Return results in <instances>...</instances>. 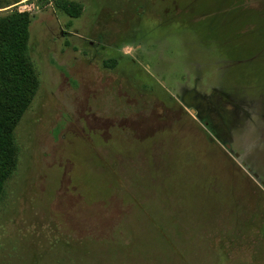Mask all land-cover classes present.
Instances as JSON below:
<instances>
[{
  "label": "rangeland",
  "instance_id": "374dc122",
  "mask_svg": "<svg viewBox=\"0 0 264 264\" xmlns=\"http://www.w3.org/2000/svg\"><path fill=\"white\" fill-rule=\"evenodd\" d=\"M14 13L39 88L0 264H264V0H0Z\"/></svg>",
  "mask_w": 264,
  "mask_h": 264
},
{
  "label": "trees",
  "instance_id": "16d2710c",
  "mask_svg": "<svg viewBox=\"0 0 264 264\" xmlns=\"http://www.w3.org/2000/svg\"><path fill=\"white\" fill-rule=\"evenodd\" d=\"M66 11L78 17L72 7ZM28 27L26 13L0 17V200L16 168L13 131L39 88L28 55Z\"/></svg>",
  "mask_w": 264,
  "mask_h": 264
}]
</instances>
